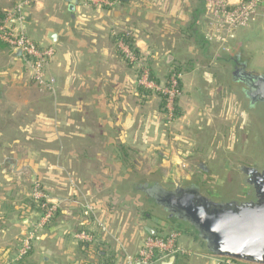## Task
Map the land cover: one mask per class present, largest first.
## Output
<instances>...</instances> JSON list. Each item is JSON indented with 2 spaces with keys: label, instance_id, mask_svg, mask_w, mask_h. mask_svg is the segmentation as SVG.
Segmentation results:
<instances>
[{
  "label": "rangeland",
  "instance_id": "374dc122",
  "mask_svg": "<svg viewBox=\"0 0 264 264\" xmlns=\"http://www.w3.org/2000/svg\"><path fill=\"white\" fill-rule=\"evenodd\" d=\"M4 1H9V5L4 7L8 13L14 12L15 8L23 5L26 0ZM152 1L138 2L140 8L146 10ZM55 2L30 0V5L21 11L20 16L23 20L18 21L19 17H15L14 21L9 22L8 27L15 31L25 30L40 49L51 48L54 51L51 45L41 46L38 36L46 35V32L52 30L51 8ZM80 2L83 3L81 7L88 6L92 10L103 11L106 6L102 0ZM116 3L118 0L108 1V8L113 9ZM61 6L66 8L64 14L69 17L68 7L74 5ZM103 15L104 13L102 17L99 15L96 17L93 24L95 27L104 28L114 38H118L121 33H131L135 40L137 53L119 42L116 44L118 57L123 59L122 62L129 70L127 72L136 76L134 79L138 90H142V87L148 93L136 92L133 96V111L139 110L140 113L139 135L136 141L133 139L134 133L132 137L124 134L125 143L118 144L117 149L120 151L119 147L123 144L135 148L139 153L128 160L105 157L94 159L92 155L95 153L109 155L103 150V143L99 141L98 136L94 143H90L89 148L83 143L56 141L57 144H51L47 141L44 144L47 151L44 157L42 155L34 157L35 155L29 153L22 145L25 151H21L24 154L23 158L9 156L8 152L3 153L7 158H0V185L3 182H10L16 186L21 200L26 198L35 200L38 195L56 211L61 210L63 212L61 218L64 217V220L73 223L76 239L80 232H95L98 240L111 243L117 253L124 254V257L119 258L115 264H132L137 261L148 237L145 236L146 228L155 226L164 227L165 236L177 234L178 246L201 251L199 243L176 233L169 227L155 205L151 202L150 204L154 206L152 207L144 193L134 187L146 180L160 181L170 187L177 182L186 185L195 182L211 198L218 201L250 199L251 189L245 185L239 167L248 165L264 169L263 111L250 109L242 87L231 80L230 67L223 69V66H218L216 62L207 64L203 63L201 56H197L196 59H193L195 56H191L194 62L192 71L189 74L181 71L175 75V66L178 64L175 59H179V55L186 57L182 53L186 42H182L180 37L165 35L163 49L159 50L155 47V42L159 39L150 34L152 26H145L146 29L140 28L136 32L124 25L103 26ZM261 17H264L263 12L258 19ZM258 19L248 27L237 30L231 43V50L224 54L232 58L241 54L249 63V71L264 74V19L260 21ZM139 40L145 44L144 47H137ZM170 42L181 48L170 50L172 52L166 51L170 47L168 45ZM12 50L19 55V52ZM165 51L166 55L170 54L171 61L169 57L163 60ZM51 59L43 68L45 80L49 83L39 85L33 80L32 66L21 58L27 68L30 83L40 94L54 96L57 82L53 77L47 76V67ZM211 74L215 79L210 78ZM173 82L179 87L178 91L170 87ZM182 99L184 114L177 118L173 114L174 105H181ZM48 132L50 138L51 130ZM60 132L61 141L73 138L68 135L70 132L63 131L62 128ZM7 147L6 145L5 150ZM19 148L23 150L20 146ZM27 148H30V145H27ZM75 149L78 156L72 157V150ZM84 151L87 153L86 156L82 155ZM81 155L83 157H80ZM11 164L14 166L10 169ZM203 164L205 169L200 167ZM100 169L106 173L94 174V171ZM110 183L115 185L114 188ZM96 184H102V187L98 188ZM76 207L81 213L77 212ZM40 208L43 212L42 206ZM23 211L22 216L25 217L23 221L27 222L20 221L23 224L13 225L12 230L14 236L21 234V240L14 239L17 245L10 252L14 259L19 256L29 231L35 228L37 230L30 244V249L33 246L36 250L44 234L50 233V229L54 227L49 225L52 217L41 227L39 224L44 220L42 212H33L30 207ZM23 226H26V229L21 231Z\"/></svg>",
  "mask_w": 264,
  "mask_h": 264
},
{
  "label": "crops",
  "instance_id": "0c3cea01",
  "mask_svg": "<svg viewBox=\"0 0 264 264\" xmlns=\"http://www.w3.org/2000/svg\"><path fill=\"white\" fill-rule=\"evenodd\" d=\"M55 1L56 4L51 8L53 22L50 26L53 28L46 32V35L38 36L41 46L51 45L55 51V56L47 67V76L53 77L57 82L54 96L40 94L30 83L27 68L20 55L10 46L0 45V158H7L6 154H3L5 152H8L9 156L23 158L24 154L21 151H25L22 145L29 153L35 155L34 157L41 155L44 157L47 153L44 144L47 141L51 144L83 143L89 148L90 143L97 140L96 136L100 137L103 150L109 155L102 156L95 153L92 155L94 159L105 157L128 160L139 153L135 148L123 144L119 147L120 151L117 149L118 144L125 143L124 134L132 137L134 133L135 141L139 135L140 113L139 110L133 111V96L136 92H143L138 90L135 84L136 76L127 72L129 70L122 62L123 59L118 57L116 38L104 28L100 29L93 25L96 17L98 15L102 17L103 13V26L124 25L132 28L134 32L140 28L146 29L145 26H152L150 34H154V37L159 39L155 42V47L159 50L163 49L165 35L180 37L182 42H186L182 50L186 57L179 55L180 58L175 59L178 63L175 68H180L185 74L192 71L193 59L197 56H201L203 63L216 62L218 66H223V69L227 66L232 68V57L218 52L216 45L204 41L206 26L198 23L197 19H201L202 13L199 12L197 0H153L146 10L139 6L138 1L142 0H119L113 9L105 7L104 12L98 9L92 10L88 6L81 7L83 3L80 0ZM67 4L74 5L68 7L69 17L64 14L66 8L61 6ZM6 5H9V1L0 0V10ZM262 12L264 13V10ZM262 19L264 17L258 20ZM49 33L57 34L56 43L51 42ZM128 34L131 36V33ZM144 45L139 40L137 47ZM168 45L170 47L166 51L181 48L173 42ZM166 51L163 60L169 57L171 61V56L166 55ZM191 56L195 58L192 59ZM221 58L223 60L220 61ZM210 78L215 79L213 74ZM135 103L137 104V101ZM181 103L178 105V111L179 116L182 117L183 99ZM60 128L70 132L68 135L73 138L61 141ZM49 129L52 134L50 138L47 135L50 134ZM6 145L8 147L5 150ZM27 145H30V148H27ZM83 153L82 155L86 156L87 153L85 151ZM71 155L78 156L76 149L72 150ZM82 155L80 157H83ZM12 166L14 164H11L10 169ZM120 166L122 167L121 164ZM95 173L102 174L106 171L100 169L94 171ZM110 184L114 188L115 185ZM138 185L134 187L136 190H140L137 189ZM96 186L101 188L102 184ZM146 199L154 204L149 198ZM29 200V198L21 200L16 186L10 182H3L0 185V264H11L13 256L10 252L16 248L15 240L18 238L21 240V234L16 236L12 234L13 225L19 226L27 222L23 221L25 217L22 216V212L29 207L32 210ZM155 207L157 208L156 205ZM75 209L81 213L78 207ZM157 209L160 215L167 216L159 208ZM60 212L59 225L50 229V233L44 234L36 250L34 247L32 264H97L93 255L87 258L80 253L78 249L80 241L73 233L75 230L73 223L64 220V217L61 218L63 212L61 210ZM5 217L7 220L2 221ZM167 218L172 221L168 216ZM168 224L170 225V222ZM21 229V231L25 230L26 226ZM165 230L164 227L159 226L146 228L145 236L151 235V232L165 236L163 232ZM202 251L205 252L203 248ZM121 256L119 258H123L124 254L121 253ZM178 264L209 263L198 258H183Z\"/></svg>",
  "mask_w": 264,
  "mask_h": 264
},
{
  "label": "water",
  "instance_id": "95a60500",
  "mask_svg": "<svg viewBox=\"0 0 264 264\" xmlns=\"http://www.w3.org/2000/svg\"><path fill=\"white\" fill-rule=\"evenodd\" d=\"M48 37L56 43L58 36L49 33ZM245 69L247 98L252 104L264 103V74ZM239 170L251 189L247 200L218 201L201 186L181 182L170 187L146 180L139 188L169 218L194 228L205 253L264 264V169L242 165Z\"/></svg>",
  "mask_w": 264,
  "mask_h": 264
},
{
  "label": "built area",
  "instance_id": "2783aa9c",
  "mask_svg": "<svg viewBox=\"0 0 264 264\" xmlns=\"http://www.w3.org/2000/svg\"><path fill=\"white\" fill-rule=\"evenodd\" d=\"M102 1L103 4L107 3L106 0ZM28 5H30V0H26L23 5L16 7L14 12L7 13V19L4 25L0 27V38L7 42L12 49L19 52L21 58L32 66L33 80L39 85H46L49 82L45 80L43 68L53 57V49H40L28 37L25 30L15 31L8 27L9 22L14 21L15 17H19L18 21L23 20L20 14L22 10L24 11L23 8ZM263 10L264 0H205L202 17L198 19V23L206 26L205 41L216 45L220 53H224L231 50V43L235 39L237 30L256 22ZM174 83H171L170 87L172 86L178 91L179 87ZM35 200L42 202V209L45 211L44 220L39 224L42 227L53 216L56 209H53V206L38 195ZM36 232L35 228L26 234L19 257L25 255L30 249L31 241L35 237ZM77 239L90 243L94 238L91 233L84 231L77 235ZM177 239L178 235L174 233L165 237L149 235L144 242L139 259L132 264H157L173 255L190 256L206 261L209 264H252L232 258L209 255L203 251H195L184 246L181 247L178 246Z\"/></svg>",
  "mask_w": 264,
  "mask_h": 264
},
{
  "label": "trees",
  "instance_id": "16d2710c",
  "mask_svg": "<svg viewBox=\"0 0 264 264\" xmlns=\"http://www.w3.org/2000/svg\"><path fill=\"white\" fill-rule=\"evenodd\" d=\"M198 2V9L200 13H203L204 10V6H205V0H197ZM7 19V12L6 10H0V27L2 25H4L5 21ZM199 19V18H198ZM197 19V20H198ZM205 41V39H204ZM121 42L126 48L131 49L132 51H135L137 53V50L135 48V44H134V40L132 38V36H130L128 33H122L119 35L118 38H116V43ZM206 42V41H205ZM207 44H210L208 42H206ZM5 45V46H10L7 42H5L3 39L0 38V45ZM239 55V54H238ZM237 55V56H238ZM220 61L223 60L222 58L219 59ZM182 70L180 68H176V72L174 73L175 75H178L179 72H181ZM151 81H153V79H151ZM142 90H140L141 92H145V88H142ZM144 90V91H143ZM149 91V90H148ZM148 93V92H145ZM167 101V100H166ZM164 106H165V102H164ZM174 113L177 118L179 117V111H178V106L175 104L174 105ZM167 111V110H166ZM149 204L151 202L147 201ZM29 203L31 204L32 210L33 211H39L40 213L42 211L41 210V206H42V202L41 201H37V200H29ZM151 205V204H150ZM152 207H154L153 205H151ZM156 208V207H155ZM157 209V208H156ZM43 210V209H42ZM60 210H57L53 216L52 219L49 220V225H51L50 227L53 226H57L59 225V220L58 217L60 216ZM45 214V211L43 210L42 215ZM164 214L161 215V217H164V219L167 222H170V226L174 229L175 232L183 235V236H187L191 239H193V241L195 243H199L201 248H203V245L201 244L197 232L194 230V228L190 227L188 224H185L183 222L180 221H176V220H169L167 218V216H163ZM93 219V218H92ZM7 220L6 217L2 220L5 221ZM89 233H91V235H93V241L92 242H84V241H80L79 242V246L78 249L80 251L81 254H83L84 256H86L87 258H89L91 255H93L94 260L97 261V264H115L118 260L119 257H122L121 254L117 253L113 248H112V244L108 243L106 241H102V240H98L97 236L95 235V232H90L87 231ZM151 232L150 236H158V237H165L163 235L157 234V233H153ZM34 255V247L32 246L30 250L27 251V253L21 257H17V258H11V264H32V257ZM183 258H189L187 256H183V255H173L170 257H167L166 259L158 262L157 264H178L179 261H183Z\"/></svg>",
  "mask_w": 264,
  "mask_h": 264
},
{
  "label": "flooded vegetation",
  "instance_id": "af4514ba",
  "mask_svg": "<svg viewBox=\"0 0 264 264\" xmlns=\"http://www.w3.org/2000/svg\"><path fill=\"white\" fill-rule=\"evenodd\" d=\"M106 1L108 3V1H113V0H106ZM118 2H119V0H118ZM107 3L105 4L106 8H108ZM231 64H232L231 65L232 68H231V72H230L231 80L233 81L234 84L238 83L242 87L243 95L247 98L246 93L248 90V86H247V79L244 78V75H243V70H246L245 68L248 65V61L243 56H241V54H240V55L236 56V58H233ZM247 100L249 101L248 103H249V106H251V108H250L251 110L255 111L256 109H260L261 112L263 111V114H264V103L258 102V103L252 104L250 102V99L247 98ZM201 168L205 169V165L203 164L201 166ZM191 184L193 185L196 183L193 182ZM196 185H198V184H196ZM139 187H140V185H138L137 189H140Z\"/></svg>",
  "mask_w": 264,
  "mask_h": 264
}]
</instances>
